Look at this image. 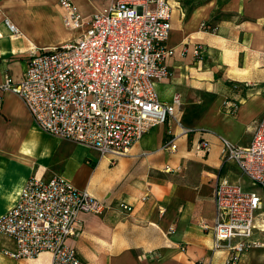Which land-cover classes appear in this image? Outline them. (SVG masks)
<instances>
[{
  "label": "crops",
  "instance_id": "obj_1",
  "mask_svg": "<svg viewBox=\"0 0 264 264\" xmlns=\"http://www.w3.org/2000/svg\"><path fill=\"white\" fill-rule=\"evenodd\" d=\"M59 1L0 0V86L6 76L15 82L23 78L31 50L56 48L79 35L65 27ZM72 1L89 18L115 0ZM168 1L172 28L167 46L174 55L166 61L171 77L156 84L159 99L171 104L179 94L182 107L196 109L210 99L202 116L184 126L187 133L174 122L159 125L119 158L55 137L35 122L30 136L15 140L9 130L13 110L0 90V217L18 203L31 178L59 176L87 190L109 209L101 216H79L68 245L83 264H227L231 252L213 249L219 182L258 193L262 208L256 220L264 212V188L255 187L221 155L223 140L248 146L264 116V0ZM6 19L21 38L12 36ZM200 47L202 57L196 58ZM219 74L223 80L216 79ZM228 102L238 106L236 113H230ZM175 135L177 148H164ZM203 141L210 144L209 153L197 148ZM260 231L256 225L250 240L263 245L242 253L237 264H264ZM17 249L0 233V264H51L49 253L35 259L5 253ZM154 253L165 258L148 261Z\"/></svg>",
  "mask_w": 264,
  "mask_h": 264
},
{
  "label": "built area",
  "instance_id": "obj_2",
  "mask_svg": "<svg viewBox=\"0 0 264 264\" xmlns=\"http://www.w3.org/2000/svg\"><path fill=\"white\" fill-rule=\"evenodd\" d=\"M65 27L79 35L47 50H31L23 78L6 76L4 93L18 96L34 122L45 132L97 150L102 157H123L152 128L180 120L182 96L171 104L159 99L156 84L171 77L166 63L172 6L168 0H115L109 8L84 17L72 0H60ZM14 38H21L9 20ZM206 27V24L203 25ZM2 36L0 35V40ZM203 49L195 51L201 58ZM230 113L238 106L226 103ZM1 108V104H0ZM185 130V129H184ZM248 146L223 140L221 155L237 164L252 184L264 188V116ZM187 133V131H184ZM175 135L164 148H177ZM197 148L209 153L211 146ZM128 210L129 206L122 204ZM262 198L239 185L219 182L215 191L214 251L228 250L227 264L263 244L253 242L256 213ZM109 206L62 177L31 178L18 203L0 217V233L14 240L15 259H35L43 253L51 264H83L68 240L76 233L82 213L104 215ZM239 240V241H236Z\"/></svg>",
  "mask_w": 264,
  "mask_h": 264
},
{
  "label": "rangeland",
  "instance_id": "obj_3",
  "mask_svg": "<svg viewBox=\"0 0 264 264\" xmlns=\"http://www.w3.org/2000/svg\"><path fill=\"white\" fill-rule=\"evenodd\" d=\"M216 79L223 80L224 75L219 74V77H217ZM9 92H6L5 99H4L5 105L9 104L13 110V112L10 116L11 125L9 127V130H10L12 136L15 138V140H17V139L22 140V139H25L28 136H30L31 126H32L34 121L31 118V115H29L26 112V110L22 108L21 103H20V98L17 97L16 95L15 96L12 95V93H9ZM209 102H210V99L205 101L204 105L200 106L198 109H196L193 106L184 105L182 107V111H181L183 126H186L187 123L193 124L195 120H197L199 117H201L203 112L205 111L207 105L209 104ZM64 148L65 147H63V149ZM254 186L257 188H262V187L257 186V185H254ZM164 258H165L164 255H162L160 253H158V254L154 253L152 255L151 260H148V261H150L152 263H157V262L162 261Z\"/></svg>",
  "mask_w": 264,
  "mask_h": 264
},
{
  "label": "bare ground",
  "instance_id": "obj_4",
  "mask_svg": "<svg viewBox=\"0 0 264 264\" xmlns=\"http://www.w3.org/2000/svg\"><path fill=\"white\" fill-rule=\"evenodd\" d=\"M255 224L257 225V228L261 230V232H264V212L260 213V216L256 220Z\"/></svg>",
  "mask_w": 264,
  "mask_h": 264
}]
</instances>
